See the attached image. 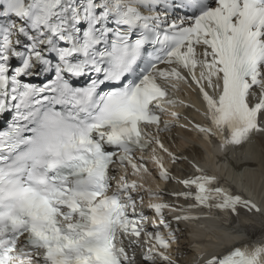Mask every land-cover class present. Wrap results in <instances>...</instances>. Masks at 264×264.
I'll use <instances>...</instances> for the list:
<instances>
[{"label":"snow or ice","instance_id":"snow-or-ice-1","mask_svg":"<svg viewBox=\"0 0 264 264\" xmlns=\"http://www.w3.org/2000/svg\"><path fill=\"white\" fill-rule=\"evenodd\" d=\"M193 131L264 166V0H0V264H182L209 218L250 242L183 264H264L261 205L169 147Z\"/></svg>","mask_w":264,"mask_h":264},{"label":"bare ground","instance_id":"bare-ground-1","mask_svg":"<svg viewBox=\"0 0 264 264\" xmlns=\"http://www.w3.org/2000/svg\"><path fill=\"white\" fill-rule=\"evenodd\" d=\"M192 99L196 100L195 96ZM196 103L197 106H200L198 101ZM192 115L195 114L192 113ZM196 119L200 120V117L196 116ZM193 143L199 148V163L205 170H213L222 178L230 181L237 187L239 192L245 193L248 198L261 205L262 210H264V166L261 164L260 137L254 139L253 144L248 148L238 152L229 151L227 154L217 149L207 148L202 142L200 135L194 131L180 134L176 142L170 144L176 153L187 154L192 151ZM212 152H216V157L210 162L206 157ZM173 169L176 172L179 171V169ZM184 169L186 172L193 170L188 164L184 165ZM169 187L171 185H165L161 188L167 190ZM158 188L160 189V187H155V189ZM165 199H171V197H165ZM253 218L259 220V216H254ZM201 225L205 227H201ZM182 227H187L188 231L180 234L179 244L176 245V248H173V253L185 260L194 258L191 254L185 256V253L189 251L190 246L194 242H200L203 251L208 255L221 253L227 250L228 247L249 240L247 237H237L234 240H221L220 244L215 241H209L207 239L209 234L228 233L231 231L226 225L212 219H205L199 225H182ZM195 251L197 250L191 249L192 253Z\"/></svg>","mask_w":264,"mask_h":264}]
</instances>
